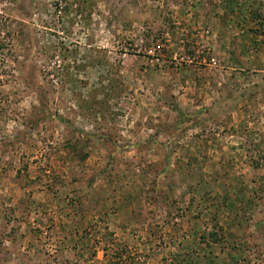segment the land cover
<instances>
[{
    "label": "rangeland",
    "instance_id": "rangeland-1",
    "mask_svg": "<svg viewBox=\"0 0 264 264\" xmlns=\"http://www.w3.org/2000/svg\"><path fill=\"white\" fill-rule=\"evenodd\" d=\"M0 264H264V0H0Z\"/></svg>",
    "mask_w": 264,
    "mask_h": 264
},
{
    "label": "crops",
    "instance_id": "crops-1",
    "mask_svg": "<svg viewBox=\"0 0 264 264\" xmlns=\"http://www.w3.org/2000/svg\"><path fill=\"white\" fill-rule=\"evenodd\" d=\"M122 213L120 212L119 215H121Z\"/></svg>",
    "mask_w": 264,
    "mask_h": 264
}]
</instances>
